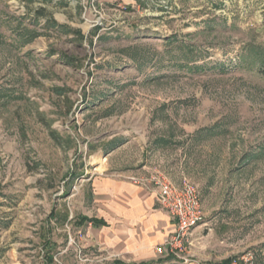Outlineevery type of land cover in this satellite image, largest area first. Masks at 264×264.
<instances>
[{
    "label": "rangeland",
    "instance_id": "rangeland-1",
    "mask_svg": "<svg viewBox=\"0 0 264 264\" xmlns=\"http://www.w3.org/2000/svg\"><path fill=\"white\" fill-rule=\"evenodd\" d=\"M261 69L264 0H0V264H110L64 220L137 136L184 162L218 257L264 264Z\"/></svg>",
    "mask_w": 264,
    "mask_h": 264
},
{
    "label": "crops",
    "instance_id": "crops-1",
    "mask_svg": "<svg viewBox=\"0 0 264 264\" xmlns=\"http://www.w3.org/2000/svg\"><path fill=\"white\" fill-rule=\"evenodd\" d=\"M105 161L104 170L91 177L86 194L69 197L72 206L64 220L66 235H71L69 231L81 232L83 236L76 239L83 254H98L101 261L110 264H182L162 260L155 253V247L174 231L173 222L159 204V189L144 187L132 179L158 171L179 185L186 179L184 162H170L164 146L143 136L117 144L106 154ZM206 213L204 208V217ZM57 217L51 211L47 220L54 224ZM204 225L192 232L191 259L187 264H213L221 259L220 264L230 259L218 257L215 245H207L200 234ZM50 242L55 248L56 242Z\"/></svg>",
    "mask_w": 264,
    "mask_h": 264
},
{
    "label": "built area",
    "instance_id": "built-area-1",
    "mask_svg": "<svg viewBox=\"0 0 264 264\" xmlns=\"http://www.w3.org/2000/svg\"><path fill=\"white\" fill-rule=\"evenodd\" d=\"M132 180L144 187L155 186L159 189V204L173 222V233L155 247L156 255L170 263H189L192 232L204 220L199 188L186 179L177 185L166 174L158 171ZM76 235L78 238L83 236L81 232ZM69 244L76 246L77 259L81 262L86 261L82 248L71 238ZM230 264L257 263H254L253 257L247 254L238 260H232Z\"/></svg>",
    "mask_w": 264,
    "mask_h": 264
},
{
    "label": "trees",
    "instance_id": "trees-1",
    "mask_svg": "<svg viewBox=\"0 0 264 264\" xmlns=\"http://www.w3.org/2000/svg\"><path fill=\"white\" fill-rule=\"evenodd\" d=\"M47 1H49V0H43V2H47ZM42 11H43V10H39V13L37 14V16L34 17V21H35L36 24L38 23V20H39L38 15H39V16H43V17H45L44 31L47 32V31H49L50 29H52V30H56V29H57V31H58V30H59V31H62V30L64 31L65 28H64L63 26L57 24V23H56L54 20H52L50 17H46V16L43 14ZM76 33H78V32H76ZM36 37H38V33H34L33 36L30 37V40H27V41L25 42V44L31 43L32 40L35 39ZM79 37H81V36H79ZM259 73H261V74L264 76V69L259 70ZM91 221H92V220H91ZM94 223H96V221H94ZM45 245L48 246V249H50V250L52 249V244H51L50 242H48V240H46ZM231 261H232V259H228V260H226V261H224V262H222V263H220V264H230ZM46 263H48V264H51V263H52V257H51L50 255L47 256V261H46Z\"/></svg>",
    "mask_w": 264,
    "mask_h": 264
}]
</instances>
